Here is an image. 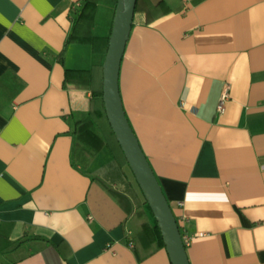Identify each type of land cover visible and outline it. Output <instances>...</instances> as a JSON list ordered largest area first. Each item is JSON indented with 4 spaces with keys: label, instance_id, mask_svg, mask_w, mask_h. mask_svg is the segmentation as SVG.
<instances>
[{
    "label": "crops",
    "instance_id": "crops-1",
    "mask_svg": "<svg viewBox=\"0 0 264 264\" xmlns=\"http://www.w3.org/2000/svg\"><path fill=\"white\" fill-rule=\"evenodd\" d=\"M81 2L0 0V264H171L66 74L112 11ZM117 82L189 263L264 264V0H138Z\"/></svg>",
    "mask_w": 264,
    "mask_h": 264
},
{
    "label": "water",
    "instance_id": "water-1",
    "mask_svg": "<svg viewBox=\"0 0 264 264\" xmlns=\"http://www.w3.org/2000/svg\"><path fill=\"white\" fill-rule=\"evenodd\" d=\"M136 0H117L107 52L102 65L103 103L106 117L128 167L160 230L171 264H190L179 225L125 116L119 94V68L128 39Z\"/></svg>",
    "mask_w": 264,
    "mask_h": 264
},
{
    "label": "trees",
    "instance_id": "trees-1",
    "mask_svg": "<svg viewBox=\"0 0 264 264\" xmlns=\"http://www.w3.org/2000/svg\"><path fill=\"white\" fill-rule=\"evenodd\" d=\"M97 0H82L80 4L79 11L77 13V17L74 21V28L82 27L87 24V26H91V23L88 22L91 20L93 14L92 11H94V6L96 5ZM117 0H112V11L110 15V19L106 24H100V27H98V33L91 34V37L89 38V42L92 43L93 47L95 48L94 54H93V60L91 63V66L89 69L85 70H66L67 76H76V77H84L89 80L88 83H90V91H91V99H90V111H89V118L96 124L98 129L101 131L103 137L106 139L107 147L113 156L114 160L120 167H127L128 164L125 159V156L120 150L119 143L117 142V139L114 136V133L110 127V124L108 122V119L106 117L105 109H104V103H103V90H102V81H103V73H102V65L104 61V57L107 52L108 47V40L111 32L115 7H116ZM138 5V0L135 4V10ZM73 32L71 33V36L69 37V40L72 42L74 40L76 41H86L87 38L85 37H74ZM99 47V48H98ZM142 203L147 206L148 205L139 190ZM149 212L151 213L150 209L148 208ZM152 215V213H151ZM152 218L154 220V226L153 231L156 237V240L159 244L163 245V239L160 233V230L155 222V219L152 215Z\"/></svg>",
    "mask_w": 264,
    "mask_h": 264
},
{
    "label": "built area",
    "instance_id": "built-area-1",
    "mask_svg": "<svg viewBox=\"0 0 264 264\" xmlns=\"http://www.w3.org/2000/svg\"><path fill=\"white\" fill-rule=\"evenodd\" d=\"M226 98V92L224 91L222 96H221V100H220V103H219V108H221V104H222V101ZM181 233V232H180ZM181 238H182V241H183V244L186 246L189 244V241H190V236L186 233H181ZM131 246V243L129 244Z\"/></svg>",
    "mask_w": 264,
    "mask_h": 264
}]
</instances>
